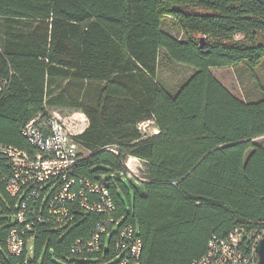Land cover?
Segmentation results:
<instances>
[{"label":"trees","instance_id":"16d2710c","mask_svg":"<svg viewBox=\"0 0 264 264\" xmlns=\"http://www.w3.org/2000/svg\"><path fill=\"white\" fill-rule=\"evenodd\" d=\"M169 17L182 38L164 29ZM163 49L195 68L175 93L159 80ZM263 58L264 0H0V141L33 151L23 127L62 105L88 119L73 137L89 152L78 151L63 223L48 211L62 178L32 186L39 197L26 202L34 213L19 255L7 240L24 225L27 195L8 193L0 153V264H115L127 226L142 241L140 264H192L214 235H239L250 256L264 229V97L240 99L212 69ZM148 120L157 133L138 128ZM129 157L145 163L144 178L127 176ZM86 182L103 184L116 209L82 205L101 197ZM110 219L101 249L86 250Z\"/></svg>","mask_w":264,"mask_h":264},{"label":"built area","instance_id":"2783aa9c","mask_svg":"<svg viewBox=\"0 0 264 264\" xmlns=\"http://www.w3.org/2000/svg\"><path fill=\"white\" fill-rule=\"evenodd\" d=\"M7 84V80L0 78V92ZM152 121L139 123L138 128L143 133H148ZM150 131V130H149ZM153 127L149 133H157ZM22 135L32 145L33 151L21 149L17 146L0 141V153L8 158L11 163V173L3 178L6 182V189L12 196H26L22 208L17 214L18 222L24 224L14 227L7 240V249L10 253L19 255L25 247V230L32 228L31 222L27 221V213L33 212L26 202L39 197L33 185L45 182L53 176H60L63 180L62 187L53 196L49 206V213L59 224L69 217L67 204L75 198L72 186L75 182L70 179L73 167L78 158L79 144L70 133L68 128L54 114H38L29 120L22 129ZM132 177V171L127 173ZM90 191L100 194L99 201L86 202L82 205L90 210L99 212L114 211L116 204L108 189L99 182H86ZM82 194L83 192L80 191ZM113 219L98 224L94 237L85 243V249L99 251L101 249L102 235L113 222ZM264 237V229L258 242ZM239 235L231 234L229 239H221L213 236L208 244L206 253L192 262V264H257L258 256L256 247L253 248L250 256L245 255L239 249ZM117 249L121 252L122 259L115 264H140L142 241L135 235L132 226L125 227L118 237Z\"/></svg>","mask_w":264,"mask_h":264},{"label":"rangeland","instance_id":"374dc122","mask_svg":"<svg viewBox=\"0 0 264 264\" xmlns=\"http://www.w3.org/2000/svg\"><path fill=\"white\" fill-rule=\"evenodd\" d=\"M164 29L176 37L182 38V33L179 28V23L176 19L169 17L164 21ZM242 36L236 35L235 39H240ZM161 51L159 80L167 87L169 91H176L189 77L195 72V68L189 65L175 62L170 57ZM212 73L236 96L244 100H257L264 97V58L254 68H250L243 63L221 68H213ZM49 110L54 114L70 131L72 135L82 132L87 124L88 119L85 114L72 107L56 105L49 106ZM153 124H150L149 129L152 131ZM148 130V133L150 132ZM256 141L264 145V136L256 138ZM79 151L86 155L89 152L84 147H79ZM133 176L144 178L146 176L147 167L144 162L129 158L127 161ZM0 195L2 196L1 190ZM53 259L56 258L53 256ZM79 260H82L79 258ZM63 263V262H60Z\"/></svg>","mask_w":264,"mask_h":264},{"label":"water","instance_id":"95a60500","mask_svg":"<svg viewBox=\"0 0 264 264\" xmlns=\"http://www.w3.org/2000/svg\"><path fill=\"white\" fill-rule=\"evenodd\" d=\"M118 175L120 174L118 173ZM256 251L258 256L257 264H264V237L258 242Z\"/></svg>","mask_w":264,"mask_h":264},{"label":"crops","instance_id":"0c3cea01","mask_svg":"<svg viewBox=\"0 0 264 264\" xmlns=\"http://www.w3.org/2000/svg\"><path fill=\"white\" fill-rule=\"evenodd\" d=\"M178 90V89H177ZM176 90V91H177ZM176 91H171L172 93H175ZM238 97V96H237ZM240 99H242L241 97H239ZM242 100H244V99H242ZM88 125V124H87ZM129 158H133V159H137V158H134V157H129ZM129 160V159H128ZM139 160V159H138Z\"/></svg>","mask_w":264,"mask_h":264}]
</instances>
